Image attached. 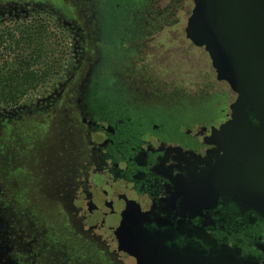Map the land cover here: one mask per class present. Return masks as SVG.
I'll return each mask as SVG.
<instances>
[{
	"label": "rangeland",
	"instance_id": "374dc122",
	"mask_svg": "<svg viewBox=\"0 0 264 264\" xmlns=\"http://www.w3.org/2000/svg\"><path fill=\"white\" fill-rule=\"evenodd\" d=\"M32 5L48 11H0V17L8 23L47 19L52 63L73 59L74 66L50 106L0 122V249L19 264H133L114 254L108 234L83 226L73 203L89 172L81 122L86 81L107 80L124 91L133 109L179 115L183 124L196 127L222 119L234 101L232 91L216 80L208 55L186 40L191 8L184 0H143L124 21L117 44L100 38L93 0H0V10ZM105 50L110 53L104 58ZM18 58L0 50L1 64ZM61 75L52 78V90ZM43 90L31 94L34 103Z\"/></svg>",
	"mask_w": 264,
	"mask_h": 264
},
{
	"label": "flooded vegetation",
	"instance_id": "af4514ba",
	"mask_svg": "<svg viewBox=\"0 0 264 264\" xmlns=\"http://www.w3.org/2000/svg\"><path fill=\"white\" fill-rule=\"evenodd\" d=\"M93 1L100 38L108 39V44L121 42L124 21L136 6L143 5V0ZM109 53L103 51V57ZM67 82L50 93L43 90L41 94L47 96L30 107L14 111L0 106V122L50 106ZM232 95L234 101L222 119L196 127L183 124L179 115L135 110L122 89L112 88L107 80H87L82 88L81 122L87 131L89 172L73 200L83 226L89 232L108 234L116 246L114 254L133 264L136 260L119 250L120 243L144 230L171 237L168 245L225 246L242 258L264 263L258 251L264 219L225 200L200 201L191 183L198 162L210 159L215 150L210 144L212 130L231 118L230 107L238 99ZM123 221L126 225L121 230ZM0 264L19 263L0 249Z\"/></svg>",
	"mask_w": 264,
	"mask_h": 264
},
{
	"label": "water",
	"instance_id": "95a60500",
	"mask_svg": "<svg viewBox=\"0 0 264 264\" xmlns=\"http://www.w3.org/2000/svg\"><path fill=\"white\" fill-rule=\"evenodd\" d=\"M191 2L185 38L238 97L230 120L212 130L215 150L194 168L192 187L200 201L225 200L264 219V0ZM126 240L119 250L136 264H264L225 246L168 245L171 237L146 230ZM258 251L264 255V239Z\"/></svg>",
	"mask_w": 264,
	"mask_h": 264
},
{
	"label": "trees",
	"instance_id": "16d2710c",
	"mask_svg": "<svg viewBox=\"0 0 264 264\" xmlns=\"http://www.w3.org/2000/svg\"><path fill=\"white\" fill-rule=\"evenodd\" d=\"M184 1L188 5L187 9L192 8L191 0ZM24 9H33L37 15L48 11L46 7L37 5L8 6L4 11L22 14L20 11ZM33 10L30 13L34 12ZM189 14L190 12H186L187 18ZM9 22L0 17V50L16 52L19 60L16 63H0V105L16 111L19 107H30L34 103L35 98L31 95L33 92L43 88L50 93L54 76L62 74L56 82V87L60 86L58 84H64L68 80V72H73L74 60L71 59L63 66H60L58 61L52 63V33L47 19L19 18ZM68 67L64 72V68ZM61 71L63 73H60ZM41 96L44 98L47 94Z\"/></svg>",
	"mask_w": 264,
	"mask_h": 264
}]
</instances>
